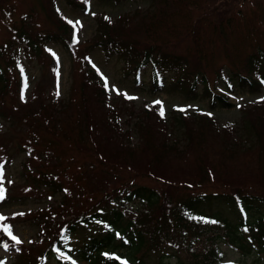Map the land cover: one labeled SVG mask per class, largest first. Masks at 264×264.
<instances>
[{
    "label": "trees",
    "instance_id": "obj_1",
    "mask_svg": "<svg viewBox=\"0 0 264 264\" xmlns=\"http://www.w3.org/2000/svg\"><path fill=\"white\" fill-rule=\"evenodd\" d=\"M64 1L72 10H84L85 0ZM126 1L100 0L102 4L114 5ZM148 1L150 9L138 13L141 23H129L132 16L128 15L114 22L100 18L97 35L75 47L73 28L61 19L52 0H47L46 5L37 2L35 7H28L30 10L18 13L14 8L16 2L0 0V20L15 13L19 16L17 21L11 20L8 36L12 44H6V48H11L16 58L19 44L31 58L47 56L49 43L71 54L76 51L81 60L90 51H97L104 62H120L123 79L131 80L134 87L146 84L149 95L162 91L183 94L192 100L206 99L211 110L233 107L224 94L216 91L217 85L233 94L238 90L250 95L261 93L264 33L257 38L253 28L241 24V38L233 55L227 56L228 62L219 67L215 85L188 53L175 46L180 40L199 55V26L204 25V30L207 26L215 30L231 28L230 8H243V0ZM236 13L239 15L241 10ZM243 20L244 17L240 18L238 23ZM136 29L139 36L134 35ZM231 30L235 34L234 28ZM3 63L0 96L8 95L15 80L13 75L8 76V70L16 66L12 58ZM69 96L74 113L64 112L61 105L48 113L44 101L39 103L36 99L37 106H27V116H17L16 120L9 116L14 115L12 112L5 113L4 101H0V118H5L11 127L16 124L26 130L19 145H23L27 158L22 164L26 169L25 187L8 194L0 191V206L17 203L13 196L17 192L23 195L38 191L35 185L54 193L65 192L59 203L65 209V214L60 215L64 221L57 222L55 232L47 231L51 230L47 226V211L31 215L46 218V228L41 227L37 234L40 244H16L2 231L10 226L12 232L15 218L8 219L11 225L0 220V247H14L18 251L12 264H55L54 260L57 264H71L74 259L86 264H124L105 253L108 250L130 253L134 260L129 264H150L152 260L164 264L173 259L182 264L183 259L190 264H221L219 244L243 256L264 254V102L242 109L239 123L222 129L210 118L198 116L209 123L218 142L210 160L198 156L193 162L191 155L195 149L206 147V142L210 146L206 134L205 141L203 135L182 133L185 141L180 145L178 139L165 136L168 121L154 107L143 109V116H135L133 123L130 114L125 123L131 127L124 130L120 110L107 105L108 94L96 74L87 73L81 87H73ZM119 107L133 113L126 106ZM99 112H103L102 119H98ZM5 132L0 138L5 137ZM9 140L3 145L0 142L5 152V157L0 156V169L13 161L12 153L7 151L12 146ZM243 155L249 157L248 183L240 176L244 171L239 161ZM94 165L102 167L100 181L109 185V191L93 205L88 199L95 200L82 193L85 187L81 180L87 167ZM187 170L195 173L187 175ZM64 172L69 186L62 184L64 178L60 175ZM70 178L78 184L71 185L72 188L81 192L74 193ZM202 187H216L217 191L198 189ZM63 188L68 190L62 191ZM76 196L82 200H76L75 209L67 201ZM67 216L71 219L67 220ZM210 222L218 225L217 230L208 229L212 228Z\"/></svg>",
    "mask_w": 264,
    "mask_h": 264
},
{
    "label": "rangeland",
    "instance_id": "obj_2",
    "mask_svg": "<svg viewBox=\"0 0 264 264\" xmlns=\"http://www.w3.org/2000/svg\"><path fill=\"white\" fill-rule=\"evenodd\" d=\"M52 1L55 4L58 15L63 21H66L68 24L69 20L73 22L79 21V23L73 28L76 38L74 40L75 47L80 44H84L97 35V16L102 15L103 18H110L114 21L121 16L133 13L129 23L136 21V23H141L142 17H140L138 13H144L150 9L148 0H128L120 5L102 4L100 0H85V12L80 10H71L68 6H66L64 0ZM6 2L8 4L16 2L14 4V8L17 13L20 12V10H30L28 7L36 4L37 2H41L44 5L47 4V0H6ZM241 2L243 8H239L237 5H232L230 8L229 16L231 17L233 23L231 28L228 29L227 27H220L218 30H215L214 28L207 26L204 30L202 29L204 25L199 26L197 31L199 36L202 38V52L199 55L196 51H193L188 43L181 42L179 40L175 45L178 50L186 52L190 55L193 62L197 65V68L203 69L207 73L209 81L213 85H215V77L219 74V67L228 62L227 56L229 54L233 55L235 52L234 46L238 44L237 42L241 38V24L248 28H253L257 38L264 33V0H243ZM225 7L226 6H224V8ZM15 10L12 12L14 13ZM238 10H241L239 15L236 13ZM17 13H15L14 16H6L0 20V64L4 62L5 58H10V55L12 54L11 48L8 50V47L6 48V44H12V42L9 41L10 36L8 35L11 32V20L17 21V19H19ZM0 14L3 16L2 10H0ZM242 17H244V20L238 23L239 19ZM46 27H48V25H45V28ZM233 28L235 30V34L230 32L233 31L231 30ZM134 35L139 36V29L134 31ZM20 46L21 45L17 46V53H20L21 58L20 63L17 64V79L18 74L21 78L20 86L18 88V82L15 77L13 85L9 89L8 95L0 96V101H4L5 113L9 115V112H12L14 114L9 115L11 118L14 120L17 119V116L24 118L29 113L26 107L28 106L29 109L33 108L37 106V101L41 103L42 100L45 103V110L48 113L51 112L54 106L58 107L59 105L64 107V112L70 114L74 113V108L70 106V91L73 87H81L87 73L92 75L90 72V70H92L90 69L91 63V65L96 69L94 70V73L98 77V82L101 81L102 86L108 94L107 105L113 107L115 106L120 110L119 120L122 122L124 130L131 127L125 123L126 121H129L128 118H130V114H133V123L136 118L135 116H143L140 115L143 113V109L154 106L158 112H161L162 110L165 118L169 119L166 124V131L164 133L165 136L169 137V139H178L180 145H183L185 141L183 139L184 137H182V133L203 136L206 134L208 136L207 141L210 143V146L206 142V147L201 145L200 148L195 150L193 149L194 152L191 155V160H193V162L196 158L200 157H205L210 160L214 150L213 146L218 140V136L210 130L211 128L209 123L204 118H200L198 116L210 117L214 120L216 126L219 129H222L227 125H237L240 121L242 109L264 102V87L261 93L257 95H250L243 90H238L235 94L227 95L228 92L218 85L216 88L217 92L228 96L230 100L229 102L233 105V107L230 109H215L211 111L206 99L193 101L194 99H187V97L183 94L179 95L176 93L165 94L158 92L155 95H147L146 84H138L137 87H134L135 85L132 84L131 80L123 79L122 64L120 62H116L115 60L104 62L102 55L97 51H90L86 54L84 60H81L76 51L71 54L58 45L49 44L46 47L48 53L47 56L43 55L40 58L30 57L26 59L22 54L25 53V51H21ZM5 49H7V52L10 55L5 53ZM81 55L82 53H80V56ZM8 76H12L10 71L8 72ZM144 79V83H147V79ZM1 97H5V99H2ZM26 103L27 105H24ZM119 106H126L129 110H132L133 113L123 112V107ZM176 110H182L184 112L182 113ZM99 113L100 116L98 119H102L103 112ZM181 116L185 120L182 119ZM48 120H50V117ZM15 131H17V134H13ZM25 131V128L17 127L16 124L14 127H11L5 118H0V132H5V137L0 138L2 145L4 142L9 140L10 137L17 140H9L8 142L12 145L7 148V151L12 153V164L8 167L5 166L4 169H0V189L5 191L7 194L13 190L18 191L20 188L25 187L26 182L24 177L26 169L22 167V164L27 162V158L23 145H19V138ZM0 136H3V134H0ZM204 139L206 141V136ZM131 141L133 144L136 143V137L133 136ZM73 155L76 154L74 153ZM0 156L5 157V152L2 147H0ZM248 159L249 157L247 158L243 155V157L239 160L240 163L244 165V171H242L240 176H244L246 179L249 175V168L247 167ZM101 171L102 167L99 168L97 165L87 167V169L83 172L84 176L81 180V185L85 187L82 193L90 195L95 200V202H91V200L88 199V201L93 205L101 199V196L105 192L109 191V185L100 181ZM185 173L189 175L190 173L194 174L195 171L193 170L192 172H189L187 170ZM60 176L61 179L64 178L62 184L69 186L68 180L65 179V172ZM246 182L248 183V179ZM71 185L78 184L74 179L70 178V187L72 188ZM35 186L39 187L38 191L32 190L33 192L23 195H18L17 192L13 195L16 196L15 198H17V201L14 202L17 203L0 206V220H3L2 222L4 224L11 225L8 219L15 218V221H13L14 227L12 234L21 241V244L29 245L31 243H35L32 246L40 244L37 234L41 233V227L46 228L45 225H43V221H45L46 218H37V215L36 217H32V214H41L42 210L47 211L49 217L47 220L49 221L47 226L51 227V230L47 229V231L51 232L56 231L58 221H64L60 215L65 214L64 207L59 204L65 192L54 193L41 187L42 185ZM221 187L225 189L227 188L223 185H221ZM214 188L202 187L198 189L217 191ZM63 190L68 189L63 188L62 191ZM72 190L74 193L81 192L78 189L72 188ZM249 191L258 192L260 190L249 189ZM76 200H82V198L80 199L76 196L71 199V201H67V203L75 208L78 204ZM52 210L54 212H52ZM69 219H71V217L67 216V220ZM50 220L53 222H50ZM209 225L212 228L208 229L217 230L216 226L218 225L211 222ZM9 248L10 249L0 247V264H12L14 262V258L16 259L18 251L14 247ZM219 250L222 254L220 261L221 264H264L263 253H254L243 256L223 244H219ZM105 253L116 256V258L126 263H131V261L134 260L133 256L125 251L108 250ZM182 262L184 264H190V262L186 259H183ZM77 264L84 263L77 262ZM150 264H155V260H152ZM164 264L182 263L178 262L177 259H173Z\"/></svg>",
    "mask_w": 264,
    "mask_h": 264
},
{
    "label": "snow or ice",
    "instance_id": "obj_3",
    "mask_svg": "<svg viewBox=\"0 0 264 264\" xmlns=\"http://www.w3.org/2000/svg\"><path fill=\"white\" fill-rule=\"evenodd\" d=\"M68 22H69V24H72L73 27H75V25L79 23V21L73 22L71 20H69ZM130 99H131V97H130ZM156 103H160V102H156ZM161 115H163V111L162 110H161ZM0 191H2V189H0ZM2 231L5 232L16 244L21 243V241L15 235L12 234L10 226L5 227L4 229H2ZM124 264H126V262H124Z\"/></svg>",
    "mask_w": 264,
    "mask_h": 264
}]
</instances>
